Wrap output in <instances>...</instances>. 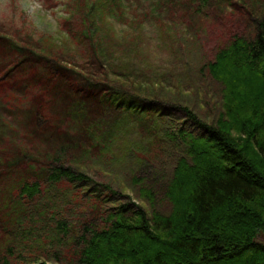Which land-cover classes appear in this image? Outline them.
Wrapping results in <instances>:
<instances>
[{
    "label": "trees",
    "instance_id": "obj_1",
    "mask_svg": "<svg viewBox=\"0 0 264 264\" xmlns=\"http://www.w3.org/2000/svg\"><path fill=\"white\" fill-rule=\"evenodd\" d=\"M80 1L64 41L41 52L3 44L0 103L29 116L25 131H13L18 145L0 135L1 166L22 169L0 204L1 224L13 228L0 264H264V12L249 0L253 34L235 36L201 67L200 83L220 87L211 119L174 104L163 87L109 85L103 62L118 40L107 16L120 0ZM167 1L169 12L198 8L197 18L209 3ZM84 44L91 60L82 71L59 59L82 55ZM88 160L131 165L148 207L90 177Z\"/></svg>",
    "mask_w": 264,
    "mask_h": 264
},
{
    "label": "rangeland",
    "instance_id": "obj_2",
    "mask_svg": "<svg viewBox=\"0 0 264 264\" xmlns=\"http://www.w3.org/2000/svg\"><path fill=\"white\" fill-rule=\"evenodd\" d=\"M166 1L120 0V10L117 8L113 14L107 16L108 20H106L111 23L113 28L109 26L106 35L110 36V28H112L113 35L118 40L111 51L109 64L106 66L103 62L109 80L113 81L109 85L117 86L120 83L129 85L135 80L136 86L141 87V91L152 85L155 86V89L163 87L168 92L174 93L172 96V99L175 100L174 104L189 107L202 117L209 114L212 119L214 115L218 116L220 109V87L204 82L200 83V70L202 65L212 60L217 50L227 46L232 38L253 34L254 26L249 17V0H209L207 9H202L201 14L195 13L199 15L198 18L191 15V12L198 8L189 10L184 8L185 4H177L172 6L170 8L172 10L169 12V9L166 8L169 7V3ZM200 1L194 0L197 4H200ZM253 1L264 12V0ZM44 3L48 10L61 4L65 6L70 18L60 22L59 42L69 38L68 32L64 30V25L67 24L69 30H75L78 27L80 14L75 9L80 7L81 1L44 0ZM53 15L58 19L55 13ZM63 33L67 35H63ZM197 35L200 38L199 42L194 40ZM8 38L38 52L46 49L44 43L50 39L53 40L47 36L39 40L34 39L19 17L14 22L0 23V64L6 63L3 62V44ZM68 42L73 45L74 38L70 36ZM86 49L87 44H84L79 49L82 55L75 53L73 55L76 56L61 55L59 59H62L68 67L82 71V67L87 66L91 60L83 55ZM5 67L3 64L0 65V77L3 76ZM17 93L20 95L19 92ZM175 107L173 106V109ZM174 114L176 118L184 117L182 112L176 110ZM28 116L29 114L24 111L11 112L4 103H0V135L11 137L12 141L18 145L19 139L13 131H17V129L25 131L21 124ZM113 118H115L114 114ZM5 146L4 143L0 144L2 149ZM97 163L90 160L86 163L88 170L85 171H90V177L114 185L125 198L124 201L148 207L137 197V189L131 180V174L134 171L131 165L117 161L107 162L109 165L105 167H98ZM1 164L0 204L2 205L5 194L22 169L17 167L15 171L9 170L3 168ZM13 171L12 175L4 176L6 172ZM162 200V197H159L156 200V206L168 211ZM12 232L13 228L4 223L1 224L0 221V249L13 237ZM258 240L264 243V234H261ZM44 261L46 264H60L48 259Z\"/></svg>",
    "mask_w": 264,
    "mask_h": 264
},
{
    "label": "clouds",
    "instance_id": "obj_3",
    "mask_svg": "<svg viewBox=\"0 0 264 264\" xmlns=\"http://www.w3.org/2000/svg\"><path fill=\"white\" fill-rule=\"evenodd\" d=\"M17 17L34 39L47 36L59 42L60 22L69 19L70 15L63 4L48 10L44 0H0V23L14 22Z\"/></svg>",
    "mask_w": 264,
    "mask_h": 264
}]
</instances>
